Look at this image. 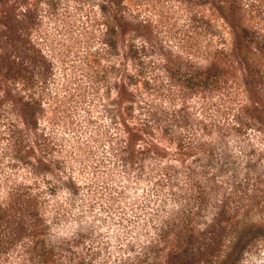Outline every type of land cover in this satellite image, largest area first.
Segmentation results:
<instances>
[{"label":"rangeland","instance_id":"rangeland-1","mask_svg":"<svg viewBox=\"0 0 264 264\" xmlns=\"http://www.w3.org/2000/svg\"><path fill=\"white\" fill-rule=\"evenodd\" d=\"M233 20L249 31L264 94V0H0V264H264V238L234 263L226 251L168 258L157 240L188 197L165 126L222 124L248 102ZM216 64L229 77L205 85ZM145 117L170 183L157 158L141 171L119 162ZM254 127L262 167L264 121ZM226 139L235 152L249 142Z\"/></svg>","mask_w":264,"mask_h":264},{"label":"trees","instance_id":"trees-1","mask_svg":"<svg viewBox=\"0 0 264 264\" xmlns=\"http://www.w3.org/2000/svg\"><path fill=\"white\" fill-rule=\"evenodd\" d=\"M233 23L234 44L231 54L235 62L243 65L247 104L242 106V111H235L231 120L222 124L221 121L205 122L202 126L198 124V129L196 126V129L191 127L186 134H175L172 122L164 128L167 134L172 135L169 137L171 141L177 142L176 152L183 163L181 177L177 174L180 170L175 169L179 181L174 186L178 185L183 195L188 194L185 202H180L171 216L157 224V240L171 245L168 258L187 259L195 253L213 255L226 251L234 263L251 242L264 238V212H260V217L256 214L258 205L264 210V191L257 192L258 182L264 180V163L259 167L260 157H257L252 142L254 124L264 121V94L255 75V63L250 60L252 39L249 31L246 28L239 31L238 24L234 20ZM220 66L216 64V69L208 73L205 85L215 83L217 75H224V81L229 77L228 68ZM176 120L185 124L188 121L180 114ZM141 124L138 128H127L122 150L124 154L119 162L122 166L137 167L141 171L146 167V158H157L159 161L155 164L158 175L166 182L172 181L173 175H167L164 170H170L174 164H166L163 158H158L164 156V149L152 138L156 118L145 117ZM232 132L241 137L243 135L249 141L236 152L229 145L225 147L228 142L226 137ZM139 142L144 143L142 149H137ZM190 158L192 160L187 162ZM197 165L202 168L197 170Z\"/></svg>","mask_w":264,"mask_h":264}]
</instances>
